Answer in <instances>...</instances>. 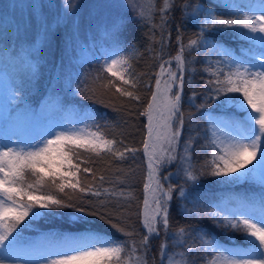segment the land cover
<instances>
[{"label":"snow or ice","instance_id":"obj_1","mask_svg":"<svg viewBox=\"0 0 264 264\" xmlns=\"http://www.w3.org/2000/svg\"><path fill=\"white\" fill-rule=\"evenodd\" d=\"M58 8L62 11L52 20L41 16L37 33L41 46L51 48L63 29L61 39L67 52L70 45L79 43L82 26L87 24L90 29L103 31L113 51L104 54L103 62L95 60L99 67L94 74L83 76L72 71L71 62L65 68L61 57L58 70L49 79L44 106L52 100L59 111L63 106L61 93L87 99L118 94L138 101V80L131 63L138 53L135 44L127 41V30L133 23L147 26L149 31L144 35L150 42L147 50L151 51L159 29L163 47L170 42L164 40L163 32L176 10L175 0H161L159 9L155 0L147 7L140 0H61ZM179 11L182 23L176 29L177 53L160 64L155 90L141 113L147 119L143 152L149 170L139 213L143 234L127 217L104 211L103 200L93 207L89 201L77 203L69 195V191L95 197L117 195L107 188L94 190L93 185L81 180L80 173H93L92 168L81 167L89 162L80 159L81 152L123 160L126 153L138 150L125 147L121 151L117 141L109 138L92 117L88 123L79 122L83 127L49 120L28 140L19 135L15 139L6 135L0 140V264H149L152 240L161 236L159 264H178L177 257L183 259V264H264V0H211L208 6L204 0H183ZM187 24L196 31L185 44L183 30ZM224 33L244 42L238 53L210 39L213 34ZM39 51L22 47L18 53L14 46L0 47V59L31 69L27 83L24 74L18 73L19 83L12 80L5 90L3 115L10 128L41 119L40 113L24 103L26 91L34 87L32 81L38 75L32 57ZM201 52L205 54L202 58ZM197 63L204 65L202 71L208 77L199 84L194 77L186 81L190 65ZM186 83L193 89L188 103L196 112L212 104L220 109L218 116L213 117L209 111L205 118L202 148L207 154L198 166L192 163L195 141L191 137L185 141L184 154L177 152L185 124L182 102ZM198 99L200 103H196ZM195 119L196 113H188L189 122ZM174 164L175 173L162 175L166 165ZM174 177L181 182L165 184ZM204 177L221 178L216 182L225 184L252 179L259 184L261 195L258 200L244 199L231 207L213 203L200 191ZM99 180L103 182L105 177L101 175ZM174 200L180 209L178 215L186 221H210L226 236L229 232L241 234L247 246L225 247L213 239L214 233L190 222L174 227ZM64 209L78 214L73 217L80 226L75 232L51 234L40 245L23 238L25 227L41 215V210L53 215ZM108 229L120 233V237ZM136 235L139 240L131 239ZM170 247L180 251L170 252Z\"/></svg>","mask_w":264,"mask_h":264},{"label":"trees","instance_id":"obj_2","mask_svg":"<svg viewBox=\"0 0 264 264\" xmlns=\"http://www.w3.org/2000/svg\"><path fill=\"white\" fill-rule=\"evenodd\" d=\"M183 0H175L176 10L169 17V25L167 30L163 32L164 40L170 42L165 43L162 47L160 41L161 31L156 30V41L152 44V50L149 51V41L145 37L144 33L149 31L148 27H139L135 23L129 26L127 30V41L135 44L137 48V55L132 60V67L134 74L137 77L138 85L136 88L137 94L140 96L138 101L130 100L126 97L105 95L103 97L97 96L96 98L87 99L80 96H65L61 93L62 108L58 111L57 106L52 100H48L46 106H44L45 100L49 96V79L58 70V66L61 63V57H63V64L65 68H68L70 62L73 72H79L81 76L85 73H95V70L99 67L95 60L103 62L106 52H111L113 49L109 43H106L107 37L104 35L102 30H96L95 28H89L87 24H84L80 33V42H84L89 46L87 51L88 57L84 60L80 57V54L76 51L75 43L69 46V50L65 51V42L61 39L62 31L57 33L56 39L53 41L51 48L46 44L39 45L35 48H39V54H33V62L37 65L38 75L35 80L32 81L34 87H30L25 94L24 103L30 105V107L41 114L40 122H38L36 134L44 129L48 120H59L61 122H73L78 127H82L83 124L79 123L84 121L88 123L89 117L94 118L95 123L102 126V130L106 133L109 138H114L117 141V147L123 151L125 147L136 148L138 151L133 153H126V158L123 160H117L111 155H103L102 157H96L89 153L81 152L80 159L88 160L87 164H81V167H90L93 169L92 174L80 173L81 180L86 184L93 185L94 190H103L105 188L114 190L116 196H101L95 197L90 193H72L69 191V195L73 196V199L77 203H83L87 200L93 207H96L101 200L105 202L106 207L103 209L113 215H122L128 218V222L132 224L135 230L143 234V230L140 227V216L139 213L143 209V201L145 197L144 184L148 182V173L145 167V157L143 152V140L146 135L145 125L147 124L146 117L142 116L141 113L145 111L148 103L151 100V94L153 92L156 74L160 72V64L163 61L169 60L175 56L178 50V44L176 41L177 27L181 25V14L179 6ZM206 6L211 4V0H204ZM8 0H0V47L4 44L14 46L18 53L20 49L31 48L30 43L33 42L34 36L30 37L29 34L25 33L32 30L29 25L30 19H25L20 16L14 9L8 11ZM161 6V0H155V7L159 9ZM219 10V9H217ZM159 12L155 13V21L159 23ZM18 19V26L20 28H11L7 20L10 17ZM37 31V28H36ZM196 29L191 25L187 24L183 30L184 43H187L188 37ZM169 32L171 36L169 38ZM23 38L17 37V34H23ZM210 39L214 40L216 44L221 47L228 48L239 52L242 41L234 38L231 33L224 34H213ZM78 54V55H77ZM123 54V53H122ZM196 53H193L195 56ZM204 53H200V57H204ZM216 57L213 55L212 59ZM53 65L57 68L54 69ZM167 68L168 65H165ZM173 70H175V61L172 62ZM204 65L197 63L190 65V70L186 73V81L194 77L197 84L202 83V79H207V74L202 71ZM195 69L193 72L192 69ZM0 70L6 73L8 82L16 80L19 83L20 77L18 73L24 74L25 83L28 81V76L31 72L27 66H19L13 64L8 59H0ZM76 84H73V88ZM83 87V84H81ZM192 88L186 83L184 89V100L182 102V111L185 114V124L182 130L177 152L180 155L184 154L185 141H188L191 137L194 143L193 150L191 152L192 163L199 165L203 162L206 156V150L202 148L205 143L204 131H205V118L207 113L211 111L213 114H220V109L215 104H212L211 108L201 109L196 112L194 107H190L188 103L189 96L191 95ZM197 92L200 88L197 86L195 89ZM114 92V90H113ZM150 95V96H149ZM103 101V102H101ZM196 103H200L198 99ZM211 103V102H210ZM107 105V106H106ZM43 107V111L41 109ZM196 113V119L189 122L188 113ZM128 122V124H127ZM4 117L0 115V127L5 126ZM72 125L69 124V127ZM123 143H120V142ZM79 162V161H77ZM177 171V165L171 167L165 166L162 170V175L168 173H175ZM103 175L105 180L101 182L99 177ZM95 177V179L93 178ZM221 178L215 177H204L200 183V191L205 195V198L211 200L213 203H221L225 206H234L239 201L258 200L261 195V188L258 183L253 180H241L235 183H218L216 181ZM177 183L175 177L172 181H166L167 183ZM123 195H120V193ZM191 205L189 204L188 207ZM179 207L174 200L172 202L171 217L173 226L178 224L192 223L197 227H203L209 232L214 233L213 239L217 240L218 243L225 247H246V243L239 233L229 232L227 236L216 229L210 221H203L197 224L196 221H186L183 217L178 215ZM66 213V214H65ZM76 214L72 209L58 210L53 215L46 214L45 210H41V215L31 220L30 224L27 225L22 233L23 238L26 241L33 242L36 245H40L45 242V237L51 234L59 232H75L80 226L74 222L73 217ZM132 230V229H129ZM108 231L116 236L120 237V233L115 232L113 229ZM123 238V237H121ZM140 236H133L131 239L139 240ZM163 236L160 238H154L152 240L153 251L149 256V264H152L153 260L155 264H159L160 257L158 250ZM169 251H180V249L173 250L171 247ZM177 260L183 264V259L177 257Z\"/></svg>","mask_w":264,"mask_h":264},{"label":"rangeland","instance_id":"obj_3","mask_svg":"<svg viewBox=\"0 0 264 264\" xmlns=\"http://www.w3.org/2000/svg\"><path fill=\"white\" fill-rule=\"evenodd\" d=\"M84 3H92V2H102V0H83ZM142 4H144L146 7L150 6L152 3V0H140ZM61 3V0H8V11L10 12L12 9H14L17 13H19L20 16L24 17L25 19H30L29 25L32 28L31 32H25L30 35V37L34 36V34L38 33V25L39 21L41 19V16L48 18L49 20H52L55 18L58 11H62L58 8V5ZM12 25L11 28L18 29L20 28L17 24L18 19L15 17H10L7 20ZM86 25L83 27L85 28ZM37 28V31H36ZM82 28V29H83ZM87 30V28H85ZM62 35H63V29H61ZM23 34H17V37L23 38L25 35ZM37 33L35 34L34 38H37ZM212 40V39H211ZM79 37V43H75V47H77L76 51L80 54V57L84 60L87 59L88 54L87 51L89 50V46L85 44L84 42H80ZM214 43H216L214 40H212ZM39 38L35 40V43L31 42L29 46L31 47H37L39 45ZM78 55V54H77ZM10 82H8V78L6 76L5 72H2L0 70V115L4 117L5 112V90L7 88V85ZM150 96V95H149ZM152 96V94H151ZM150 96V97H151ZM208 114V113H207ZM219 114H213V117L218 116ZM207 117V116H206ZM51 120V119H49ZM48 120V121H49ZM40 122V120L38 121ZM38 122L30 123V124H23L20 125L17 128H10L6 124V127H0V140H2L6 135H12V138L15 139L17 135L21 136L23 139L28 140L32 135L36 134V129L38 128ZM128 124V122H127ZM15 132V135L12 133ZM252 180V179H249ZM241 181V180H240ZM254 181V180H253ZM178 264L180 263L179 260Z\"/></svg>","mask_w":264,"mask_h":264}]
</instances>
